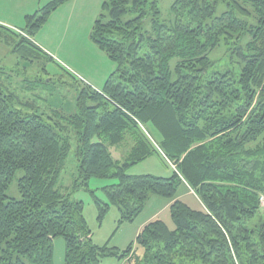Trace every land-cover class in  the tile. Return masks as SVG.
<instances>
[{
	"label": "trees",
	"instance_id": "trees-1",
	"mask_svg": "<svg viewBox=\"0 0 264 264\" xmlns=\"http://www.w3.org/2000/svg\"><path fill=\"white\" fill-rule=\"evenodd\" d=\"M69 1L53 0L0 37L25 60L39 58L30 38ZM103 7L91 39L117 69L102 91L80 92L77 114L25 115L0 81V264H53L60 237L64 264H264V0H176L169 21L158 0ZM227 46L237 66L214 71L212 53ZM74 142L76 189L117 180L103 190L106 204L92 192L99 221L112 205L119 225L133 223L156 196L168 200L174 228L155 219L124 251L95 244L84 203L58 188ZM123 146L121 164L110 149ZM152 156L173 175L127 174ZM19 171L21 199H11ZM182 185L204 210L178 199Z\"/></svg>",
	"mask_w": 264,
	"mask_h": 264
},
{
	"label": "rangeland",
	"instance_id": "rangeland-1",
	"mask_svg": "<svg viewBox=\"0 0 264 264\" xmlns=\"http://www.w3.org/2000/svg\"><path fill=\"white\" fill-rule=\"evenodd\" d=\"M52 1L0 0V26L4 28L0 29V32H10L8 31L10 29L19 32L24 30L27 24L26 17L43 9ZM105 1L71 0L60 6L37 34L30 38L31 42L43 50L37 59L25 60L19 54L13 53V47L7 46L2 36L0 37V69H3L0 71V81L6 92L16 95V108L19 111L25 115L41 116L46 122H52L60 117L77 114L79 95L84 88L91 86L94 91L104 89L117 66L97 47L91 36L96 20L104 11ZM175 2L176 0H158L162 21L173 18L171 10ZM224 9L225 6H220L218 14ZM232 48L234 46H227L212 53L214 71L225 68V65L231 68L237 66L235 62H230ZM88 105L94 104L89 101ZM73 144V150L68 157L58 188L62 192L70 193L73 201L84 203V215L95 244L124 251L136 240L137 229L141 227V233L145 225L154 219H160L171 229L174 228L168 200L156 196L151 197L144 212L133 223L119 225L120 213L117 207L112 205L103 220L99 221V210L92 192L103 204H106L108 197L103 190L106 186L117 184V180L93 178L88 184V190L76 189L75 185L81 181L78 173L79 163L75 154L76 143ZM129 150L123 146L110 149V153L115 160L123 164ZM174 169L175 166L161 157L152 156L131 166L127 174L169 178L173 175ZM22 176L23 171H19L9 186L7 191L9 198L21 199L18 180ZM178 199L194 209L204 210L195 192L185 185L179 188ZM262 206L264 215V198ZM65 249L64 239L56 238L53 264H64ZM101 264L129 263L125 260L107 258Z\"/></svg>",
	"mask_w": 264,
	"mask_h": 264
},
{
	"label": "crops",
	"instance_id": "crops-1",
	"mask_svg": "<svg viewBox=\"0 0 264 264\" xmlns=\"http://www.w3.org/2000/svg\"><path fill=\"white\" fill-rule=\"evenodd\" d=\"M43 43V42H42ZM43 45H44V43H43ZM168 207H169V203H168ZM155 220V219H154ZM153 221V220H152ZM151 222V221H150ZM149 222V223H150ZM147 225V224H146ZM145 225V226H146ZM140 230H141V227H139L138 229H137V232H135V234H137V236L140 234ZM136 238V237H135Z\"/></svg>",
	"mask_w": 264,
	"mask_h": 264
}]
</instances>
